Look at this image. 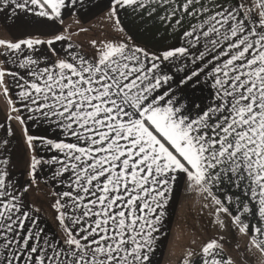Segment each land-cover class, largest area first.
Returning a JSON list of instances; mask_svg holds the SVG:
<instances>
[{
    "label": "snow or ice",
    "instance_id": "1",
    "mask_svg": "<svg viewBox=\"0 0 264 264\" xmlns=\"http://www.w3.org/2000/svg\"><path fill=\"white\" fill-rule=\"evenodd\" d=\"M165 2L172 3V16L181 13L177 24L188 17L206 19L182 33L187 47L160 55L119 38L91 56L66 50L63 57L54 47L67 39L63 33L0 39L6 58L9 50L17 53L14 63L25 71L20 75L0 66V85L5 76L23 81L18 96L33 114L28 119L54 125L65 138L28 135L30 148L35 141L57 153L46 161L33 155L29 174L34 181L39 165L57 164L53 179L67 173L60 183L70 189L55 193L62 233L49 234L32 215L38 209L26 207L9 190L8 173L0 169V264H152L153 234L178 179L210 195L224 181L237 187L247 181L245 192L258 197L264 218V0H211V7L200 0ZM78 4L82 0H0V12L63 24V10ZM137 7H144L142 0H109L107 18L122 33L120 11ZM190 48L198 53L192 62L200 63L185 80L203 73L215 89L214 103L195 116L170 89L161 91L170 77L160 74L158 63L192 55ZM50 57L55 59L49 63ZM213 200L218 212H229L227 202L235 203L237 212L242 208L241 215L252 214L239 197L213 195ZM241 215L233 221L245 232ZM255 232L264 235V228ZM252 243L264 251V241L253 237ZM202 252L210 257L203 264H232L217 258L216 239Z\"/></svg>",
    "mask_w": 264,
    "mask_h": 264
},
{
    "label": "crops",
    "instance_id": "2",
    "mask_svg": "<svg viewBox=\"0 0 264 264\" xmlns=\"http://www.w3.org/2000/svg\"><path fill=\"white\" fill-rule=\"evenodd\" d=\"M142 2L144 7H137L135 11L132 8L120 11L119 18L124 28L122 33L117 31L112 21L107 18L109 0H82V5L64 9L63 24L46 19L34 20L22 14L13 17L10 11L0 12V39L17 42L31 35L45 38L51 32H59L67 36L65 41L56 42L54 45L61 57L65 55L66 50L80 51L91 56L102 44L115 42V38L121 41L127 40L130 45L144 47L150 53L160 55L167 49L187 47L182 45V33L190 30L191 24H198L206 19L205 16L188 17L181 24H177L181 13L178 11L176 16H172V3L165 2L162 5L161 0H142ZM200 2L212 6L211 0H200ZM174 3L179 6L183 0H174ZM164 16H168V19H162ZM93 41L96 42L95 46ZM69 44H72L73 48L69 49ZM189 51L192 55L170 58L158 63L160 74L170 77L161 91L170 89L177 102L184 104L189 113L195 116L200 110H206L214 103L215 89L212 87V81L206 79L203 73L199 77H193L192 80H185L193 70H198L200 63L192 62L193 57L198 55L197 50L190 48ZM41 52H46V49L41 48ZM17 58L18 54L11 50L6 58L5 49L0 48V66L25 75V71L14 63ZM52 59L55 58L50 57L49 63ZM18 83L23 81L5 76L3 85H0V160L7 161L6 165H0V169L8 173L6 182L10 186L9 190H14L26 207L38 209L32 215L39 218V226L49 234L60 235L62 229L57 219V208H50L49 205L42 207L37 200L41 195H50L57 201L59 197L55 193L69 191L65 184L60 183V180L66 179L68 174L53 179L59 165L42 163L37 167L33 181L29 174L32 156L42 157L46 161L57 153L55 150L51 152L45 150L35 141L33 148H30L26 141L28 135L53 139L65 138L54 125L28 119L33 114L21 103L18 93L22 89L18 87ZM5 86L8 89L7 95L4 93ZM194 105H199V109ZM13 107L17 111H12ZM16 117L22 118L23 123ZM60 156L62 159L63 154ZM248 183L241 182L240 187H237L234 183L224 181L213 188L210 195L190 181L178 179L173 182L171 191L167 193L168 202L163 209L165 214L162 222L157 225L158 231L153 234L155 241L151 254L152 264H184L186 258L189 264H203V260L210 257L204 255L202 249L213 239H216L221 246V255L217 257L219 259L231 260L232 264H264V251L252 243L253 237L257 243L264 241V235L255 232L257 227L264 228V218L259 215L258 197L253 198L250 191L247 194L245 192ZM213 195L219 196L221 200H225L226 195L239 197L241 203L250 205L252 214L241 215L242 208L241 212H237L235 203L227 202L224 206L229 208V212H218L220 205L215 204ZM67 199L64 198L61 203ZM235 215H241L244 223L248 224L247 231H240L242 224L234 223Z\"/></svg>",
    "mask_w": 264,
    "mask_h": 264
},
{
    "label": "rangeland",
    "instance_id": "3",
    "mask_svg": "<svg viewBox=\"0 0 264 264\" xmlns=\"http://www.w3.org/2000/svg\"><path fill=\"white\" fill-rule=\"evenodd\" d=\"M37 202L39 203V205H41L42 207H48V205L50 206V208L54 207L56 205V199L54 196H47V195H41V197H38Z\"/></svg>",
    "mask_w": 264,
    "mask_h": 264
}]
</instances>
